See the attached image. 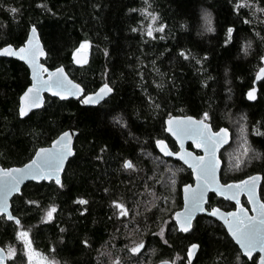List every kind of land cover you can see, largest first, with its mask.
<instances>
[{
  "label": "trees",
  "instance_id": "trees-1",
  "mask_svg": "<svg viewBox=\"0 0 264 264\" xmlns=\"http://www.w3.org/2000/svg\"><path fill=\"white\" fill-rule=\"evenodd\" d=\"M246 2L249 6L237 12L236 0H0V47L5 43L21 46L30 25L35 24L47 51L42 61L46 66H65L87 92L104 83L114 90L97 107L46 95L43 108L20 118L19 96L31 83L29 70L23 62L0 57V166H22L35 149L49 146L60 132L78 131L76 153L62 176L63 187L55 182H29L22 195L12 200V212L20 225L0 217V246L7 253L9 248L21 253L22 241L16 232L25 229L34 248L57 264H113L117 258L121 264H156L164 258L167 248L159 235L145 241V248L156 247L155 258L128 251L133 224L127 222L135 214L141 220L155 218L163 208L165 201L156 205L159 209L154 215L146 208L155 168L144 155H161L157 139L177 149L165 130L169 113L200 118L207 111L214 130L223 126L231 130V143L220 153L222 180L255 173L264 178V80L257 100L251 103L246 99L264 55V12L257 10L264 8V0ZM41 4L47 7L38 6ZM13 7L19 11L12 13L9 9ZM145 7L158 15L157 24L165 25L163 32H154L156 39L130 30L148 23L150 17L145 19L140 12ZM205 12L210 14L214 32L205 31ZM245 19L248 24L242 22ZM229 25L236 29L235 39L225 45ZM85 40L91 58L78 67L72 56ZM247 42L250 47L245 54L242 48ZM180 49L190 51L196 59H183ZM205 53L207 59H203ZM238 115L245 116V134L254 154L239 174L228 176L225 151L237 130L236 121L231 120ZM115 116L122 117L126 126L114 121ZM101 148H105L102 153ZM125 159L134 168L125 169ZM184 170L182 184L183 180L184 184L192 182L190 170L185 166ZM78 198L87 203H79ZM26 199L39 204H26ZM179 199L169 218L180 207ZM113 201L123 204L127 215H119L121 209ZM53 205V220L44 221ZM144 224L150 233L161 226L159 222ZM85 240L87 246L82 243ZM172 241L175 248L184 249L181 236L174 235ZM7 264L16 263L8 258Z\"/></svg>",
  "mask_w": 264,
  "mask_h": 264
},
{
  "label": "snow or ice",
  "instance_id": "snow-or-ice-1",
  "mask_svg": "<svg viewBox=\"0 0 264 264\" xmlns=\"http://www.w3.org/2000/svg\"><path fill=\"white\" fill-rule=\"evenodd\" d=\"M147 3V0H145ZM40 7H47L45 4L38 5ZM249 4L246 0H236L234 5L235 11L239 12L241 7H248ZM12 13H17V8L9 9ZM258 11L264 12V8H258ZM49 11H51L49 9ZM130 11H136L131 9ZM140 12L148 19V23L143 28H131L132 32L142 31L146 32V35L152 39H156L154 32H163L165 25L158 23L159 17L156 13L148 11V8L140 9ZM205 31L214 32L212 27V21L210 14L205 12ZM244 24H248V20L242 21ZM143 24V21H141ZM236 29L233 25H229L225 29L224 44L228 45L235 39L234 33ZM163 39V37H160ZM89 46L88 41H82L79 47L73 53V57L76 63H83L84 61L76 57V53ZM250 42L242 48V51L247 54ZM107 54V53H106ZM0 55L8 57H18L21 61H24L31 69V83L26 87L23 93L19 96L18 115L21 118H25L33 109L42 108L45 103L42 92H49L52 96L59 98L60 100H67L69 97L78 98L82 105H96L104 97L113 92V88L108 83H104L97 91L87 92L86 86H82L80 83L69 79L68 74L65 71L63 65L49 68L45 67L43 63H40L39 57L45 56V50L40 43V37L38 35V29L35 24L30 25L27 38L24 43L15 47L12 43H5L3 47H0ZM179 55L185 59H196L192 56L190 51L185 49L179 50ZM203 59H207V53H205ZM260 60L264 62V55L260 56ZM197 63H201V60L197 59ZM46 74V75H45ZM264 75V66L260 67L259 72L256 75V80H260ZM255 83V81H253ZM162 85H158L161 87ZM256 88H250L247 92V98L249 100L256 99ZM151 99V98H149ZM156 107H160L156 105ZM212 117L209 112L205 111L201 114L200 118L193 116H174L171 113L168 114V118L165 120L166 131L176 138L180 142L181 152H171L167 150V145L164 140L157 139L155 141L156 146L160 148V151L167 156H177L192 170V175L195 178V185L185 183L183 185V201L184 207L175 213V225L182 232H189L193 228V218L197 212L204 213L207 211L205 204L207 203L208 193L211 189L213 192L219 195L231 194L230 198L236 200V210L233 212L222 213L218 208H212L211 215L218 216L223 220L227 226V232L231 238L239 245L240 252L248 257L253 264H257L253 253L259 249L261 253L258 264H264V203H262L255 195L256 181L258 176H249L245 180H239L232 184L222 185L217 178L218 159L216 156L217 148L221 143H225V135L227 129L221 128L219 131H213V127L210 123ZM113 120L122 126H126L122 117L115 116ZM75 135L71 131L60 132L55 139L51 140L50 145L47 147H40L35 149V154L29 159V161L21 167L0 168V213H3L8 220L15 222L17 226L20 225V220L14 217L9 211L8 197L13 193H19L22 195L21 184L25 179L31 178L34 181L41 180H53L55 184L63 187L61 183L60 173L64 169L65 161L74 155L72 138ZM191 139L197 149H202L203 156H195L190 152L183 151V140ZM106 147V146H105ZM105 148H101L100 152H104ZM97 159H102L98 156ZM125 169L134 168L133 163L130 160L125 159L122 165ZM172 184H175L173 179ZM245 191L248 193V201L252 205L249 215L248 209L241 206L238 197V193ZM79 199V198H78ZM26 204L33 205L39 204V201L25 200ZM79 203L86 204L87 201L79 199ZM121 211L119 215H127L128 210L123 204H118L113 201ZM56 211L55 206H50L46 211L43 220H53V213ZM171 218V217H170ZM166 224L167 221H164ZM61 231H64L61 229ZM160 238L164 244H168V241L164 238V229L159 231ZM16 237L23 242V246L27 255V264H56L54 260H49L47 257H43L42 254L35 252L32 248V240L29 237L27 230H17ZM86 246L88 241H83ZM145 246L144 241L141 240L138 243H134L132 247L128 248L132 254L139 253ZM200 245L192 243L187 249V262L193 264V257L196 255ZM54 251V249H53ZM15 255V250L9 248L8 253L5 254L4 249L0 248V264H4L6 258ZM40 256L39 260H34V257ZM113 264H121L120 259L117 258ZM161 264H175V260L169 262L167 260L161 261ZM236 264H243L240 254L236 255Z\"/></svg>",
  "mask_w": 264,
  "mask_h": 264
},
{
  "label": "flooded vegetation",
  "instance_id": "flooded-vegetation-1",
  "mask_svg": "<svg viewBox=\"0 0 264 264\" xmlns=\"http://www.w3.org/2000/svg\"><path fill=\"white\" fill-rule=\"evenodd\" d=\"M189 148H192L191 144L189 145ZM177 150L178 148L174 151ZM181 164L183 165L184 168L185 165L183 163ZM190 174L193 179L191 170H190ZM249 176H246L245 178L242 179L230 180V181H224L222 180L221 177V181L224 184L234 183L239 180H244ZM193 182L194 181L190 183ZM183 185H184V180L177 198V200L180 198L179 200L181 202V205L176 211L181 210L183 208V194H182ZM258 194L260 201L264 203L263 177H262L261 185L258 189ZM237 198L239 199L241 206L248 209L249 215H251L252 205L248 201V195L246 193H242ZM236 207H237L236 200L234 199L229 200L226 199L225 197L217 195L214 192H211L208 195V202L206 204L207 212L197 215V217L193 220V228L189 232L185 233L179 231L178 226L175 225L174 216H172L171 219L169 218L168 220H166L167 223H166V228L164 229V233H165V237H167L166 240L168 241V244L165 245V247L167 248V253L163 254L164 258L157 261V263L164 260H168V261L175 260V264H188L186 259L188 246L192 243H197L200 245V248L197 250L196 255L193 257V264H236L237 254H240L241 261L243 262V264H253V262L249 260L247 256H245L242 252H240L239 245H237L235 241L231 238V236L228 234L227 227L224 224V222L220 221L219 219L209 214L211 213L212 208H218L219 210L228 213L235 211ZM174 235L177 237L181 236V238L184 240L183 250H179L174 247L172 241ZM155 236H157V233L155 234ZM203 242H206V244H203ZM144 249L139 253H142ZM260 255L261 253L259 252V249H257L253 253V257L255 258L257 264Z\"/></svg>",
  "mask_w": 264,
  "mask_h": 264
},
{
  "label": "rangeland",
  "instance_id": "rangeland-1",
  "mask_svg": "<svg viewBox=\"0 0 264 264\" xmlns=\"http://www.w3.org/2000/svg\"><path fill=\"white\" fill-rule=\"evenodd\" d=\"M245 116L241 115L239 117L236 116L235 119H232L231 121L237 125V130L235 131V136L233 139V143L226 149V166L224 169H226V175L228 176H235L239 174L243 169L246 161H251V155H253V151L251 150L248 140L246 138L245 134V125H244ZM145 158H147L151 162V166L155 168V170L152 172L151 181L154 182L152 189V192L149 196V203L150 205L146 207L149 210V213H152L154 215L156 205L160 203V201H165L163 204V208L160 209V211L156 214L157 217L160 219H157L156 215L155 218H150L149 220H141L142 218H138L133 216V220H128L130 222H127V224H133V227L131 228V232H133L129 239V246L132 247L134 243H138L139 241L143 240L144 242L150 238L154 237L157 233V236L159 235V231L161 228L165 229L166 224H164V221L169 219V214L171 213V210L174 208V203H176L180 186L182 184L183 175L185 174V170L183 168V165L179 162L176 163L174 161L166 160L162 155H156V154H145ZM187 168V167H186ZM173 179L175 180V184H172ZM159 187V188H157ZM159 191H162L159 193ZM172 214V213H171ZM167 216V218H166ZM131 218V217H130ZM166 219V220H163ZM161 223V226L158 230L152 231L150 233V230L145 229L146 227H143L141 224L146 223L144 225H149L152 222L155 223ZM25 230V229H21ZM144 231V232H143ZM153 235V236H152ZM30 237V236H29ZM160 237V235H159ZM165 237V233H164ZM22 251L19 253L17 249L13 248L15 250V255L11 256V260L15 262L16 264H27V255L23 246L22 242ZM32 248L35 250V252L42 254L43 257H47L49 260H52L48 255L45 253H42L41 251H38L34 248L32 244ZM156 256V247L154 245H150L148 248H145L143 251V254L140 255V257L143 258H155ZM41 257L36 256L34 257V260H39ZM57 264V263H56Z\"/></svg>",
  "mask_w": 264,
  "mask_h": 264
},
{
  "label": "water",
  "instance_id": "water-1",
  "mask_svg": "<svg viewBox=\"0 0 264 264\" xmlns=\"http://www.w3.org/2000/svg\"><path fill=\"white\" fill-rule=\"evenodd\" d=\"M38 35H39V37H40V34H39V31H38ZM40 43H41V45L43 46V48H44V50H45V53H46V55L45 56H41V57H39V61H40V63H43L42 61L47 57V51H46V49H45V46H44V43L42 42V40H41V38H40ZM0 57H4V58H12V59H15V60H18V61H20V62H23L25 65H26V67L28 68V70H29V76H30V81H31V69L28 67V65L24 62V61H21L18 57H8V56H3V55H0ZM76 57L77 58H80V59H82L84 62L83 63H76L75 62V59H74V57L72 56V61H73V63H74V65H76V66H78V67H82V66H85L86 64H88L89 63V61H90V58H91V50H90V48H87V49H83V50H81L80 52H77L76 53ZM44 64V63H43ZM45 65V67H48V66H46V64H44ZM262 66H264V62H262ZM261 66V67H262ZM64 68H65V66H64ZM260 69V68H259ZM65 71H66V73L68 74V77H69V79H72L73 81H75L71 76H70V74L68 73V71L66 70V68H65ZM258 72H259V70H258ZM257 72V73H258ZM257 73H256V75H257ZM46 75V74H45ZM264 80V75H262L261 76V79L260 80H256V76H255V83H253V87H255L256 88V93H255V95H256V99L255 100H249L248 98H247V95H246V99L249 101V102H251V103H253V102H255L256 100H257V97H258V92H259V84H260V82H262ZM75 82H77V81H75ZM78 83V82H77ZM110 86V85H109ZM101 87V86H100ZM99 87V88H100ZM111 87V86H110ZM252 87V88H253ZM98 88V89H99ZM97 89V90H98ZM96 90V91H97ZM249 91V90H248ZM247 91V92H248ZM113 92H114V90H113ZM113 92L112 93H110L108 96H106V97H104L103 98V100H101L98 104H96V105H82L80 102H79V104L81 105V106H83V107H97L98 105H100L104 100H106L108 97H110L112 94H113ZM247 94V93H246ZM41 95L44 97V100H45V102H46V95H49V96H51V97H54V96H52L51 95V93H49V92H47V91H45V92H42L41 93ZM55 98H57V97H55ZM59 99V98H58ZM71 99H73V100H77V101H79V99L78 98H74V97H69L67 100H71ZM44 105H45V103H44ZM44 105L42 106V108L44 107ZM39 109H41V108H39ZM39 109H33L29 114H28V116L33 112V111H36V110H39ZM27 116V117H28ZM194 117V116H193ZM21 118V117H20ZM26 118V117H25ZM196 118V117H195ZM198 119V118H197ZM221 128H225V129H227L228 131H227V133L226 134H223V135H225V139H226V142L225 143H221L220 145H219V147L217 148V151H216V156H217V159H218V161H219V163H218V168H217V178H218V180H219V182L222 184V185H226V184H224L222 181H221V170H222V166H223V161H222V159H221V157H220V153H221V151H222V149H224L227 145H229L230 143H231V140H232V132H231V130L229 129V128H227V127H221ZM221 128H219V129H221ZM219 129L218 130H214V128H213V131H219ZM66 131H71V132H74L75 133V135H73V138H72V144H73V151H74V155H75V153H76V151H75V142H76V138H77V136H78V131L76 130V129H74V128H70V129H68V130H66ZM166 133L175 141V143H176V146H177V148H178V150L177 151H174V150H172L171 148H170V146L168 145V143L165 141V144L167 145V150H169V151H171V152H181V148H180V142H178L177 140H176V138L174 137V136H172L170 133H168L167 131H166ZM192 145V148H189V145ZM156 145V144H155ZM47 147V146H46ZM156 149H157V151L164 157V158H171V159H173V160H175V161H178V162H181V163H183L187 168H189V166L187 165V164H185L182 160H180L179 159V157H177V156H167V155H165L163 152H161L160 151V148L159 147H157L156 146ZM183 151H186V152H190V153H192L193 155H195V156H203L204 155V152H203V150L202 149H197L196 147H195V144L193 143V141L191 140V139H185V140H183ZM73 155V156H74ZM73 156H71V157H69L66 161H65V166H64V169L61 171V173H60V177H61V182H62V176L64 175V172H65V170H66V167H67V164H68V162H69V160L73 157ZM23 166V165H22ZM13 167H21V166H13ZM0 168H10V167H2V166H0ZM190 169V168H189ZM191 170V169H190ZM191 172H192V170H191ZM251 176H258L259 177V179L256 181V188H255V195H256V197L259 199V194H258V189H259V187H260V185H261V182H262V175L261 174H258V173H256V174H253V175H251ZM245 180V179H244ZM193 183H188V184H192V185H195V178L193 177ZM29 182H34V183H42V182H46V183H51V182H55L54 181V179L53 180H41V181H34V180H32L31 178H28V179H25L24 181H23V183L21 184V190L23 189V187L27 184V183H29ZM228 184H232V183H228ZM211 192H213L211 189L209 190V193H211ZM209 193H208V195H209ZM215 193V192H214ZM242 193H246L247 195H248V193L247 192H245V191H241V192H239L238 193V196L239 195H241ZM182 194H183V187H182ZM16 195H19V193H13V194H11L9 197H8V204H9V211H11V213H12V215L14 216V214H13V212H12V200H13V198L16 196ZM217 195H219V194H217ZM230 195L231 194H225V195H219V196H222V197H225L226 199H229V200H231V198H230ZM260 200V199H259ZM207 202H208V199H207ZM207 204V203H206ZM206 204H205V208H206ZM183 207H184V201H183ZM178 211H180V210H178ZM221 211V210H220ZM177 212V211H176ZM207 212V211H206ZM206 212H204V213H206ZM222 213H225L224 211H221ZM199 214H203V213H200V212H197L196 214H195V216H194V218H193V220L197 217V215H199ZM210 215H211V213H209ZM2 216H5L3 213H0V217H2ZM14 217H16V216H14ZM213 217H215V218H217V219H219L220 221H222L223 222V220H221L218 216H213ZM5 218H6V216H5ZM16 218H18V217H16ZM7 219V218H6ZM19 219V218H18ZM175 219V218H174ZM8 220V219H7ZM8 221H12V220H8ZM227 227V226H226ZM180 231V230H179ZM182 232V231H181ZM0 248H2V249H4L2 246H0ZM144 249V247L140 250V252L142 251ZM4 252H5V254H7V251L4 249ZM168 261V260H167ZM7 262H8V258H6L5 259V261H4V264H7ZM169 262H171V261H169ZM157 264H161V261L160 262H158Z\"/></svg>",
  "mask_w": 264,
  "mask_h": 264
}]
</instances>
